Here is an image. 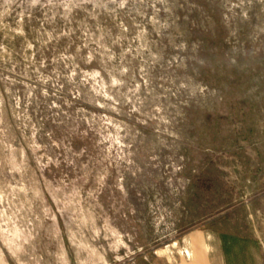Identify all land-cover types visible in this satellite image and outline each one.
Instances as JSON below:
<instances>
[{"label": "rangeland", "instance_id": "374dc122", "mask_svg": "<svg viewBox=\"0 0 264 264\" xmlns=\"http://www.w3.org/2000/svg\"><path fill=\"white\" fill-rule=\"evenodd\" d=\"M197 260L264 264V0H0V264Z\"/></svg>", "mask_w": 264, "mask_h": 264}, {"label": "crops", "instance_id": "0c3cea01", "mask_svg": "<svg viewBox=\"0 0 264 264\" xmlns=\"http://www.w3.org/2000/svg\"><path fill=\"white\" fill-rule=\"evenodd\" d=\"M215 251V250H213ZM190 264H205L203 263L202 260H197V263L195 262H191ZM208 264H238V262H231V263H222V261L218 262V261H214V262H208ZM239 264H263L262 260H255V261H249V262H245V263H240Z\"/></svg>", "mask_w": 264, "mask_h": 264}]
</instances>
